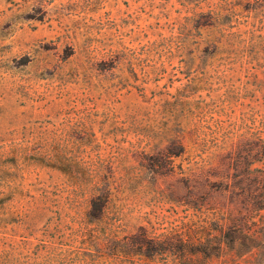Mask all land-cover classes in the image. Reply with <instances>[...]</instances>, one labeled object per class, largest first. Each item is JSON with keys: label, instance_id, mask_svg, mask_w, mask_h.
<instances>
[{"label": "rangeland", "instance_id": "374dc122", "mask_svg": "<svg viewBox=\"0 0 264 264\" xmlns=\"http://www.w3.org/2000/svg\"><path fill=\"white\" fill-rule=\"evenodd\" d=\"M263 122L264 0H0V264L228 263Z\"/></svg>", "mask_w": 264, "mask_h": 264}, {"label": "trees", "instance_id": "16d2710c", "mask_svg": "<svg viewBox=\"0 0 264 264\" xmlns=\"http://www.w3.org/2000/svg\"><path fill=\"white\" fill-rule=\"evenodd\" d=\"M258 148V154L264 161V122L258 138ZM256 171L257 176L247 189L248 200L245 211L242 213L234 210L229 213L227 233L223 235L228 239V250L231 253L230 261L226 264H264V167ZM253 183L257 184L256 187H253ZM255 190H258L256 194L258 200H255L253 196ZM259 211H262V214L258 215L256 221L252 220ZM147 243L151 251L155 249L170 251L174 248L170 240L156 242L151 240ZM180 243L182 248L185 247L190 254H205V248L200 247L199 244L187 240ZM188 261H177L171 264H189ZM201 262L199 261L198 264Z\"/></svg>", "mask_w": 264, "mask_h": 264}]
</instances>
